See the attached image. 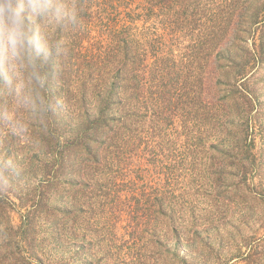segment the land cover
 Returning a JSON list of instances; mask_svg holds the SVG:
<instances>
[{
  "label": "trees",
  "instance_id": "obj_1",
  "mask_svg": "<svg viewBox=\"0 0 264 264\" xmlns=\"http://www.w3.org/2000/svg\"><path fill=\"white\" fill-rule=\"evenodd\" d=\"M125 1L142 11L123 9ZM75 2L84 27L56 33L66 53L46 89L67 110L49 114L30 155L15 147L31 144L0 125V157L20 161L43 187L38 199L23 197L20 180L0 191V264H54L49 248L72 251L56 264H188L183 249L196 255V246L212 243L203 215L196 222V170L264 203V78L256 80L264 70V3L261 20L236 29L251 40L224 46L233 15L196 39V15L207 13V4L196 12V0ZM51 189L72 193L73 205L51 206ZM159 223L161 240L152 234L140 247L127 239ZM246 245L264 250V236Z\"/></svg>",
  "mask_w": 264,
  "mask_h": 264
},
{
  "label": "clouds",
  "instance_id": "obj_2",
  "mask_svg": "<svg viewBox=\"0 0 264 264\" xmlns=\"http://www.w3.org/2000/svg\"><path fill=\"white\" fill-rule=\"evenodd\" d=\"M83 27L75 0H0V125L12 136L38 147L49 114L67 110L62 98L46 95L49 79L60 75L57 59L66 53L56 33ZM23 178L20 161L0 157V191Z\"/></svg>",
  "mask_w": 264,
  "mask_h": 264
},
{
  "label": "rangeland",
  "instance_id": "obj_3",
  "mask_svg": "<svg viewBox=\"0 0 264 264\" xmlns=\"http://www.w3.org/2000/svg\"><path fill=\"white\" fill-rule=\"evenodd\" d=\"M127 2L128 1H125L121 4L123 9H126L127 11H142L140 8H136V4ZM263 3L264 0H196V12H198V8H200L201 4H207V13L205 14V17H202L203 19L201 20H197L196 15V39L200 37V31H206V27L212 29V26L217 25L222 21H227L233 15L231 21H228V24L232 27L230 33L225 37V43H223L224 46L227 45L228 41H234L235 39L251 40V36L247 33L237 34L236 29L238 26L255 24L257 21L261 20L263 18ZM142 21L143 20L140 22ZM204 22L207 25L200 27L199 23L204 24ZM263 73L264 70L261 74ZM261 74L256 80L260 81V79L264 78ZM259 123L264 124V114H260ZM45 137L47 139L50 138L49 135H45ZM15 148L17 153H27L28 155L31 154L29 150L33 151V149H35L32 145L30 149L20 150L18 146ZM197 172L198 170H196V185L195 188L192 189L193 191H196V197L194 198L196 201V222L198 217H202L203 215L202 221L208 225V228H210L209 232L211 235L209 238L212 243H210V247L196 246V255H191L186 249L181 251V255H188V259L191 261L188 264H264V250L256 247V245L254 247L246 245L249 240L264 236V228L262 226L264 219L262 217L264 215V203L262 201H245L243 195L244 190L242 188L239 187V189H237L238 192H236L233 187H227L234 181L223 180L217 176L215 178L214 174H211L210 172H204L203 175L201 173L199 176ZM35 180V177H32L28 172L24 173V178L20 180L26 182L24 183L25 186H23V184L21 187V194L23 197L38 199V195L43 191V187H37L38 183H36ZM259 180L260 179H256L255 182L258 183ZM211 185V189H215V191L211 193L213 196L207 197V195H210L209 186ZM241 187L248 192L244 185ZM53 190L54 189H51L49 190L50 192L46 193V195L53 194L54 200L51 206L60 205L65 207L66 205H73L75 198L72 193H69L68 191L66 193H60L57 192L56 189ZM204 190H207V193H203ZM13 191L18 193V188H14ZM216 192L218 194H223H217V196H219L216 197L218 200H211V198L215 197ZM33 194L35 195L34 197ZM42 213L41 215L43 217L44 213ZM13 220L16 225H20L21 221L18 211L14 213ZM150 229V225L142 226L138 229V236L136 234V238H134L135 240H132V235L128 236L127 239H129L131 244H133V241L138 242L140 247L147 244L152 234L157 235L161 240L164 231L160 223L155 232H152ZM124 232V229H120L117 233L118 238ZM45 247H52V245L50 246L46 244L44 245V248ZM46 253L48 254V258H51L53 263L56 264L58 262L60 263L61 260L69 259L71 255L68 254H71L72 251L66 255H62L59 251L49 248ZM225 259L231 260L225 261ZM80 263V261H74V264Z\"/></svg>",
  "mask_w": 264,
  "mask_h": 264
}]
</instances>
